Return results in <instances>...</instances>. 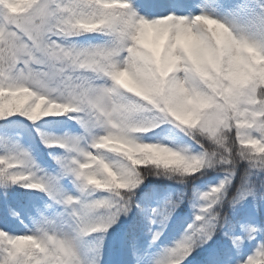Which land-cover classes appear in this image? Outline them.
<instances>
[{
  "label": "snow or ice",
  "instance_id": "1",
  "mask_svg": "<svg viewBox=\"0 0 264 264\" xmlns=\"http://www.w3.org/2000/svg\"><path fill=\"white\" fill-rule=\"evenodd\" d=\"M0 264H264V0H0Z\"/></svg>",
  "mask_w": 264,
  "mask_h": 264
},
{
  "label": "trees",
  "instance_id": "2",
  "mask_svg": "<svg viewBox=\"0 0 264 264\" xmlns=\"http://www.w3.org/2000/svg\"><path fill=\"white\" fill-rule=\"evenodd\" d=\"M21 191H23V190H21Z\"/></svg>",
  "mask_w": 264,
  "mask_h": 264
}]
</instances>
